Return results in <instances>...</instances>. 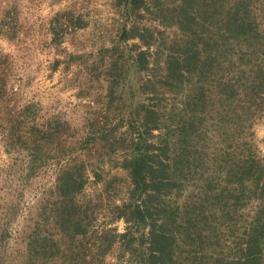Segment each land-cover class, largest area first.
I'll list each match as a JSON object with an SVG mask.
<instances>
[{
  "label": "trees",
  "instance_id": "trees-1",
  "mask_svg": "<svg viewBox=\"0 0 264 264\" xmlns=\"http://www.w3.org/2000/svg\"><path fill=\"white\" fill-rule=\"evenodd\" d=\"M121 3L127 22L144 13L162 12L156 18L175 28L178 38L169 46L160 37L164 32L137 20L132 27L125 23L122 30L121 39L137 37L146 45L136 44L130 65L140 74L138 93L145 99L134 112L129 136L122 133L121 151L113 149L122 155L132 188L131 195L115 206L114 216L125 218L130 227L121 234L95 228V213L81 203L86 165L71 156L58 175V199L53 207L49 208L50 202L45 207L55 227L43 236L39 221L35 222L24 264H106L102 249L108 250L118 238L125 253L114 264H264V160L250 142L200 145L204 133L217 129L206 122L215 107L223 109L245 99L251 114L238 119L244 132L252 115L264 106V0ZM124 57L112 61L113 88L130 70ZM115 93L112 89V101ZM169 93L175 100L182 96L176 111L179 119L172 115L171 124L164 126L167 107L161 106V99ZM156 130L163 133L156 135ZM221 148L227 156L216 154ZM42 217L48 216L42 213ZM244 217L240 233L237 228ZM133 229L141 231L139 237Z\"/></svg>",
  "mask_w": 264,
  "mask_h": 264
},
{
  "label": "rangeland",
  "instance_id": "rangeland-1",
  "mask_svg": "<svg viewBox=\"0 0 264 264\" xmlns=\"http://www.w3.org/2000/svg\"><path fill=\"white\" fill-rule=\"evenodd\" d=\"M156 16H163L162 12L144 13L136 20L164 32L165 36L159 35L170 46L178 39L177 30L164 26ZM127 18L121 0H0V264L27 262V245L32 242L36 221L43 236L53 231L49 208L58 199V175L71 156L86 165L81 203L96 214L95 228L107 227L117 234L128 231L130 223L114 216L115 206L132 191L120 141L125 131L129 136L134 112L145 99L144 93H138L140 74L130 65L136 44L146 45L137 37L121 39L124 24L132 27L136 21L127 22ZM119 56H125V68L130 70L121 85L113 88L112 61ZM159 56L166 57L163 52ZM112 89L116 90L113 101ZM181 98L175 100L169 93L161 99V106L167 107L161 124L170 125L172 115L179 119L176 111ZM246 100L249 105L250 99ZM244 101L223 109L215 107L212 118L205 121L209 128L217 129L204 133L200 145L250 142L264 160V106L246 122L243 132L238 119L251 114ZM160 133L163 131H155ZM86 141L92 142L83 144ZM116 147L120 151H113ZM227 152L221 148L216 154L227 156ZM48 202L51 205L45 210ZM245 217L237 228L240 233ZM133 230L139 237L141 231ZM104 251L102 261L114 264L125 248L118 238Z\"/></svg>",
  "mask_w": 264,
  "mask_h": 264
}]
</instances>
